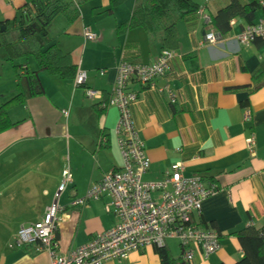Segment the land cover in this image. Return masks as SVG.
<instances>
[{"label":"crops","instance_id":"0c3cea01","mask_svg":"<svg viewBox=\"0 0 264 264\" xmlns=\"http://www.w3.org/2000/svg\"><path fill=\"white\" fill-rule=\"evenodd\" d=\"M200 1L209 15L221 4L219 0ZM31 2L0 0V22L6 26L18 8ZM134 4V0H127L114 7L112 14H102L110 8V0H100L95 7L100 8L101 16H95L96 12L89 16L85 7L83 16L80 9V19L58 33V46L71 55L77 71L86 72L84 85H77L75 77L61 79L43 71L38 74L36 87L41 93L31 95L25 81L19 85L8 62L22 65L19 72L25 75L26 67L38 70L36 59L30 62V56H22L19 63L15 53L11 54L12 61L0 53V107L5 105L12 123L0 132V177L23 187L24 192L18 199L15 190L3 184L0 205L15 198L31 206L25 213L8 208L0 211V264H50L49 255L37 253L33 245H10L21 226L43 218L66 167L75 184L58 201L62 209L57 231L60 252L67 255L117 224L108 197L83 206H73L72 202L123 167L117 133L119 111L109 104L119 65H152L168 47L176 57L154 87L136 81L127 84V90L136 95L132 116L150 162L143 180L162 181L181 162L186 177H200L205 186L214 184L217 192L202 202L192 219L201 228L215 229L221 244L208 258L197 252L191 263H185L182 249L175 254L169 242L176 241H169L166 248L171 264H234L243 254L234 233L247 226L264 227V39L242 46L237 37L247 24L235 20L232 33L221 43L206 44L209 28L201 17L194 28L181 22L164 37L142 28L119 33L118 28L130 20ZM86 27L97 32L96 42L85 40ZM47 35L56 37L49 32ZM165 86L174 93L173 101L158 91ZM87 89L99 92L101 98H89ZM22 91L25 97L14 100ZM104 102L107 108L102 110ZM247 111L250 119H245ZM252 135L255 155L246 141ZM104 264H161V259L156 247L150 246L132 252L126 260Z\"/></svg>","mask_w":264,"mask_h":264},{"label":"built area","instance_id":"2783aa9c","mask_svg":"<svg viewBox=\"0 0 264 264\" xmlns=\"http://www.w3.org/2000/svg\"><path fill=\"white\" fill-rule=\"evenodd\" d=\"M198 12L209 28L204 43H221L223 37L211 28V17L205 7H201ZM84 37L89 42L99 39L97 32L91 27L85 28ZM237 39L242 46L264 39V20L247 25ZM175 57L173 49H164L152 65L123 62L118 67L109 104L119 111L117 133L120 134L123 167L104 176L89 188L85 197L72 202L73 206H83L90 200L108 197L113 213L118 218L117 224L95 235L67 255L60 252L57 231L62 209L58 201L60 195L75 184L70 168L66 167L62 171V181L54 201L46 207L43 218L21 226L11 247L33 245L37 253L46 252L49 255L50 264H104L110 260L123 261L134 251L150 246L164 247L169 241L179 243L185 263H191L197 252L208 258L220 249L219 233L215 229L201 228L192 220L194 214L200 211L202 202L217 192L214 184L205 186L200 177H186L181 162L175 164L162 181L143 180L150 162L132 116L131 107L136 101V95L127 90V84L135 80L154 87L155 80L166 75ZM85 81L86 72L79 69L75 82L77 85H84ZM158 91L169 100H174V93L167 86L159 87ZM86 95L91 99L101 98V94L93 89H87ZM250 118L251 113L247 111L245 119ZM246 141L255 155V137L252 135Z\"/></svg>","mask_w":264,"mask_h":264},{"label":"trees","instance_id":"16d2710c","mask_svg":"<svg viewBox=\"0 0 264 264\" xmlns=\"http://www.w3.org/2000/svg\"><path fill=\"white\" fill-rule=\"evenodd\" d=\"M87 1L89 0H32L30 4L16 10L15 18L11 22L7 21L5 30H2V25L5 22H0V48L10 46L18 58L34 56L38 63V70L31 71L26 67L24 69L25 75L19 72L22 65L15 64L13 66L20 82L19 85L25 81L30 87L29 94L41 93L36 91L40 82L39 72L44 71L61 79L75 77L77 66L72 62L71 55L64 52L58 46L56 38H49L47 33L49 26L59 16L63 17L68 25L80 19V5ZM125 1L127 0H110V8L103 13L112 14L113 8ZM134 1L131 18L118 28L119 33L132 28H142L148 34L164 37L173 32L181 22H184L188 28H194L201 17L198 11L204 7L200 6L196 0ZM219 2L221 4L216 12H210V26L223 39L232 33L235 20H242L247 25L255 24L259 19L264 20V0H247L245 2L241 0H219ZM129 47L128 45L127 53H130ZM5 59L13 60L11 56H7ZM144 86H150V84ZM25 95L22 91L14 97V100L21 101ZM104 104L105 106L101 105L100 109L105 110L107 108V103L104 102ZM11 126L12 123L5 111V105H3L0 107V132ZM234 235L238 238L243 252L242 257L234 264H264V227L247 226L236 231ZM156 249L161 264H171L166 246L156 247ZM181 259H183L182 255Z\"/></svg>","mask_w":264,"mask_h":264},{"label":"rangeland","instance_id":"374dc122","mask_svg":"<svg viewBox=\"0 0 264 264\" xmlns=\"http://www.w3.org/2000/svg\"><path fill=\"white\" fill-rule=\"evenodd\" d=\"M126 2V1H125ZM124 2V3H125ZM196 2H201L200 0H196ZM97 4H100V0H89L87 2H84V3H81L80 5V9L82 11V16H83V9L86 7L87 9H89V16H90V12H96L95 13V16H101L102 14L99 13L100 11V8H98L97 6L95 7V5ZM123 4V3H122ZM98 8V9H97ZM97 9V10H96ZM96 10V11H95ZM85 13H87L86 10H84ZM68 26V23L66 22V20L59 16L56 18V20L49 26L48 28V32L50 33V36H56V40L59 39L60 35L61 34H58V33H63V30L64 28ZM57 34V35H56ZM0 53H5L6 57L7 56H11V54H14V50L9 46V47H6V48H0ZM25 59V58H24ZM175 59V58H174ZM19 60H23L22 58H17V60H15L16 62H19ZM30 62H35V59H34V56H30ZM10 67L13 68L14 64L8 62ZM24 63V62H23ZM17 64V63H16ZM5 177H0V190L3 188V184H5L4 186L5 187H10L13 191L15 190V195L16 197L19 199V195L20 196H23V193L22 190L20 188H23V187H17L14 185L13 181H6L5 183ZM8 184V185H7ZM22 193V194H21ZM31 206H27L26 207V203L25 201H22V199H20V201H17V199H13V202H8V203H5V206L3 205H0V211H4L8 208V210H14L16 213H25V211L27 209H29ZM34 207V206H33ZM31 211V209H30ZM30 213V212H29ZM170 243H173L171 245V248L172 250L174 251L175 254H180V246L179 244H177L176 242H169ZM0 248L2 249L3 248V245L0 246ZM1 251V250H0ZM118 262V261H117Z\"/></svg>","mask_w":264,"mask_h":264},{"label":"water","instance_id":"95a60500","mask_svg":"<svg viewBox=\"0 0 264 264\" xmlns=\"http://www.w3.org/2000/svg\"><path fill=\"white\" fill-rule=\"evenodd\" d=\"M33 26H35V24H33ZM5 29H6V26L2 25V30H5Z\"/></svg>","mask_w":264,"mask_h":264}]
</instances>
